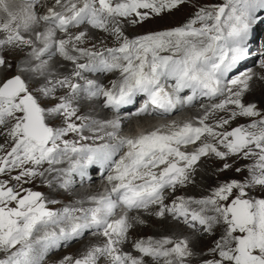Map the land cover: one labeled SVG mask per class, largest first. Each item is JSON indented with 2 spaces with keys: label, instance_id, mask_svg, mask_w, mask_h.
Instances as JSON below:
<instances>
[{
  "label": "snow or ice",
  "instance_id": "obj_1",
  "mask_svg": "<svg viewBox=\"0 0 264 264\" xmlns=\"http://www.w3.org/2000/svg\"><path fill=\"white\" fill-rule=\"evenodd\" d=\"M185 2L0 0V50L26 47L30 49L29 56L40 61L54 48L76 66L74 77L82 79L81 70L120 74L110 89L92 80L82 87L71 77L59 79L56 85L67 88L68 94L52 108L41 105L20 75L0 82V128L4 129L0 135L11 141L10 150L0 144V153H4L0 155V175L19 169L13 179L27 183L43 176L39 169L44 164H60L65 158L70 167L58 171L66 176L73 172L83 176L94 164L110 167L107 194L91 197L93 207L66 209L63 215L47 208L42 193L27 188L16 191L7 182H0V252L10 253L0 259V264H41L49 249L59 247L61 241L78 239L88 230L103 236L104 243L90 247L79 258L65 257L60 264H98L100 257H107L110 264H145L144 257H150L155 264H188L193 252L187 239L139 240L133 245L139 256L122 250L133 219L140 222L129 214L148 211L152 206L158 208L155 215L168 214L189 228L199 225L211 233L215 225H226L224 234L210 250L219 258L205 260L204 264H264V198L255 199L247 191L255 186L264 188V113L255 104L243 102L253 75L245 72L234 78L228 76L249 55L247 45L255 14L264 11V0H225L221 5L199 8L184 27L135 39L124 35L123 22L141 23ZM42 8L46 10L41 12ZM42 24L45 27L40 31ZM82 24L114 35L119 46L96 51L80 47L88 34L72 33L71 29ZM82 57L94 63H79ZM259 63L264 68V58ZM45 64L41 61L33 71H42ZM6 66L8 62L0 55V68ZM55 90V85L39 89L45 97H52ZM186 90L191 94L181 95ZM81 92L89 98L103 96L105 106L117 113L138 96L146 97L143 106L129 113L130 117H168L191 106L199 97L222 99L212 103L194 122L172 121L150 131L133 130L124 135L119 118L106 121L101 127L111 129L106 135L116 143L92 148L78 147L77 141L64 139L69 133L87 139L82 132L88 125L73 121V117L85 119L77 116L74 107ZM218 113L229 115L217 116ZM53 116H63L65 126H50L48 119ZM212 117L216 118L210 123ZM237 117L258 119L221 131ZM189 145H196L195 150H182ZM125 148L127 151L115 159ZM210 155L224 161L233 156L254 158L255 163L248 169L250 179L224 183L206 198L178 197L171 205L166 204V192L186 186L194 165ZM230 167L225 163L221 170ZM69 184L70 180H65L61 186ZM75 211L81 214L75 215ZM37 244L41 247L38 256L33 254Z\"/></svg>",
  "mask_w": 264,
  "mask_h": 264
},
{
  "label": "bare ground",
  "instance_id": "obj_2",
  "mask_svg": "<svg viewBox=\"0 0 264 264\" xmlns=\"http://www.w3.org/2000/svg\"><path fill=\"white\" fill-rule=\"evenodd\" d=\"M218 1L221 3L220 0H218ZM188 2H189V0H186L185 3H188ZM209 3L211 5H216L217 0L215 2L209 1ZM155 21L157 23L159 22V20L158 21L155 20ZM136 26H137V23L133 24V23L128 22V21H125L122 23V25H121L122 30L128 39L135 38V36H132L131 34L128 35V33L131 32V30ZM44 27L45 26L42 24L38 30L42 31L44 29ZM85 28H88V27H84L83 29H85ZM263 28H264V20L262 19L260 21V25L258 27L256 26V29L257 30L259 29V32H261ZM102 32L97 33L95 31H88L87 32L88 35L85 38L84 43L90 42L91 44L95 45V49H93L95 51L96 50H103L101 48L106 46V43L104 41L107 40V35H106V32L104 34ZM262 33H264V32H262ZM133 34H134V32H133ZM58 36L63 37L64 34L58 33ZM0 38H3L2 33H0ZM262 39L264 41V37ZM258 41H259V39H258ZM263 41H262V43H264ZM81 46L82 45H80V47ZM17 50H21V53L17 52ZM3 51L5 52V55H7L8 53L14 54L15 67L17 68V70L22 72V75L24 76L25 82L29 85L30 91H32L33 94L36 95L37 98H39V99H42L41 97H44V96H42L41 92L39 91L40 87L52 88L54 85L56 87L57 86L56 85V81H57L56 78L60 77L62 79L64 77H70V74L72 72L77 71L76 66L71 61L64 59L58 53V51L56 52V56L58 58H61L62 60L61 61H55L54 60L50 65H48V67H44L42 71H33V69L36 67V65L40 64V61H42V57H41L40 61L32 59L29 56V52H30L29 48H26V47L25 48L9 47V48L3 49ZM73 54H76V53H73ZM162 54L167 55L165 53H162ZM56 56L53 58L56 59L57 58ZM255 61H256V59H251L247 62H244L243 64H240L236 69H234L235 71L232 72L231 77L233 78V77H235L241 73H245L250 69L253 70L250 73L253 75V79L251 81H249V90L247 92L250 91L252 98H254V96H256V94L258 92L263 90V92H261V95L263 94V98H264V80H262L259 76V72H264V68L257 67L258 63L257 62L255 63ZM78 62L79 63H93V61H89L87 57L80 58V60ZM244 66H249V67L245 68ZM113 73H115V74H113V76L111 75L109 80H103L104 83H106L108 81V85L110 86V88H111L112 82L117 80L119 78V75H120L118 72H113ZM13 74H14V72L12 71L10 73H7L6 75L11 76ZM81 76L83 77L82 81H74L75 83H79L81 86H84L86 84V82L90 80V78L92 79L94 77H100V76H88L85 73V71H83V70H81ZM51 79L53 80L52 82L50 81ZM254 79L258 80L257 82L260 86L259 87L260 91L255 89ZM109 81H111V82H109ZM55 92H56V90H55ZM62 96H65V95L54 93V97L52 99L53 103L49 105V108L55 107L56 104L59 102L60 97H62ZM40 102H41V105L43 107L47 108L46 107L47 103L44 100L40 101ZM211 103H213V101L208 102V104L205 106L202 105L201 107L197 108L196 110H190V113H192L194 115V117L197 118L204 113V110L206 108L211 106ZM74 107L77 108V116L84 117L85 119L77 120L75 117H73V121L75 123H77L78 125H81V124L88 125L86 130L89 133L88 141H85L84 139H80L77 136V138H76V139H78L77 146L78 147L79 146H86V147H92V148H99L105 144L110 145L109 144L110 138L106 135V133L108 131H111V129L101 127V125L104 122L112 120L109 117L108 112L105 110V107H106L105 106V98L103 96H100L99 100H97L95 98H89L86 93L81 92L76 96V98L74 100ZM227 115H229V113H218L217 114V116H224V117H227ZM215 118L216 117L210 118L209 122L210 123L214 122ZM138 119L143 120V117H139ZM248 119H250V118L246 117V118L242 119V117H237L234 120H235V122H237L239 124H240V122H241V124H243L244 122H247ZM94 122H99V123H94ZM124 122H126V121H123V124H124L123 130L126 127H128V124H130V123H124ZM48 123L52 127H63V126H65V121H64L63 116L50 117L48 119ZM147 124L150 125L151 121H149V123H147ZM148 125H146V126H148ZM146 126L144 125V126L139 127V128H143ZM223 130H228V129L227 128L221 129V131H223ZM3 131H4V129L0 128V132H3ZM68 136H74L75 137V134L69 133L66 137H64V139L69 140V139H67ZM100 137H103V139H101ZM113 141H115V140H113ZM0 144L6 145V148L8 150H10L11 141L6 140V137L3 135H0ZM221 150H223V149H221ZM3 154L4 153H0V155H3ZM120 154H121V151H120ZM73 159H75V157H73ZM205 159H207V158L205 157ZM213 160H214V162L216 161V163L218 165L215 167H209L208 166L206 168L204 180L208 184H211L212 181L214 180V178L216 177V175H217L216 173H217L218 169L221 168V164L229 163V162L230 163H232V162L236 163L235 165L237 166V168L240 169L241 174H239L240 179L238 180V182H240V181L248 182V180L250 179V173H249L248 169L251 165H253L255 163L254 158L244 159L241 157H229L227 161L220 160L216 157H213L212 161ZM239 160H242V161L245 160V162H238ZM212 161H210L211 164L213 163ZM69 167H70V162H69L68 158H65L63 160V162L60 164H56V165L44 164L39 169L41 172L44 173L43 176H37L35 178L29 179V181L27 183L17 182L16 180L13 179V177L15 175L19 174V169L12 171L10 173H6L4 175H0V182H7V185H11L16 191L23 192V189L27 188V189H30L32 191L42 193V195L45 199L46 205H48V204L57 205L56 209L58 210V212L64 213L66 209L69 211H73V210L88 209L90 207H93L94 205L91 203L90 198L91 197H99L100 186L98 185V183H95V181H93L91 183L92 187H90V192L85 190V189L72 188L70 184L67 187H62L61 185L63 184V182L65 180H68L70 178V176H66L64 173H62L58 170L59 169H67ZM230 168H232V164H231ZM50 169H52V170H50ZM229 174H230V172L227 175H229ZM223 176H222V178H223ZM233 179H234V177H233ZM220 180H221V178H220ZM105 182H107V180ZM228 182H231V181H228ZM224 183H226V182H223V184ZM218 186H220V185H218ZM178 187L179 186H177V189H178ZM53 189H56V191L54 192ZM215 189H213V190H215ZM168 192H169V195L173 193L170 190ZM210 192H212V191H210ZM250 192L254 198L256 197L258 199V197H261V198L264 197V188H262L260 186L252 187ZM174 194H175V192H174ZM180 194H181V192H178L177 196H179ZM194 195L188 193L186 196L187 197H193ZM234 195H235V192H234ZM206 197H209V195L207 194L204 198H206ZM70 201H72L73 203ZM12 206H14V205H12ZM192 206L198 207L197 205H192ZM156 211H158L157 206H152L148 211H143V210L140 211L145 217L151 218L150 221L153 224L157 225L159 228V229L153 231V239L159 240V239H162L165 237L187 239L189 242V247L193 252V256L190 257V259H191L190 262L191 261L197 262L198 260H207V258L209 257V255L207 253V250H208L207 246H212L211 244L213 243L214 239L218 240L219 236L221 238L222 235L224 234V231L226 228V225H224L223 223L215 225L212 229V232L211 233L208 232V235L211 237H210V239L208 238L209 241L208 240L206 241V240L202 239L203 236H201V233H199V231L197 230L199 228L198 227L199 225H197L196 229L189 228L187 225L181 226L175 222V219H173L172 216L166 214L164 217H159V216L155 215ZM74 214L80 215L81 213L79 211H75ZM130 218H136V217L131 216ZM139 221H140V219H139ZM133 224L136 225V227L137 226L142 227L144 225L143 222H141V221L137 222L135 219H133ZM187 227L189 228V230L187 229ZM52 230L58 231V229H52ZM195 234H196V236H195ZM40 235H43V233H40ZM130 235H132L131 230H130ZM81 238H82V241L79 242L78 240ZM75 240L77 241L75 243V245L69 247V245H71V243H73V241H72V242L67 243L61 247V249H63V248L65 249L64 251H62L63 254H61V256H60V253L56 254L57 251H52V252L47 251L46 253H44L41 264H60V262L62 260H64L65 257H68V256H71L73 258H75V257L79 258L90 247H92L94 245H102L104 243V237L99 235L98 233H95L94 230L86 231L82 237L75 239ZM75 240H74V242H75ZM66 246L69 248L66 249L65 248ZM17 247H19V246H17ZM122 250L129 252L134 256L140 255L139 253L132 252L135 249L133 246H130V245H128V246L123 245ZM11 251L14 252V251H16V249H12ZM40 253H41V247L39 244H37V245H35V249H34L33 254L38 256V255H40ZM8 255H10V253L0 252V259H5ZM144 260H145V264H155V262L151 258L147 259L144 257ZM98 264H110V261L107 257H100L98 260ZM202 264H204V262Z\"/></svg>",
  "mask_w": 264,
  "mask_h": 264
},
{
  "label": "rangeland",
  "instance_id": "obj_3",
  "mask_svg": "<svg viewBox=\"0 0 264 264\" xmlns=\"http://www.w3.org/2000/svg\"><path fill=\"white\" fill-rule=\"evenodd\" d=\"M209 1H213V2H215L216 0H189V2L188 3H184V4H182V5H180V6H178V7H176V8H174V9H172L171 11H165L164 13H162L161 15H159V16H156V15H151V17L149 18V19H146V20H144L143 22H141V23H137V26L136 27H134L132 30H131V32H129L128 33V35H132V36H144V35H148V34H152V33H157V32H161V31H166V30H172V29H175V28H179V27H184L194 16H195V13H196V11H198L199 10V8H201V7H209V6H213V5H211L210 3H209ZM221 1V3L217 0V3H216V5H221V4H223L224 2H225V0H220ZM182 8V9H181ZM141 11H145V10H141ZM155 20H159V22L157 23ZM258 25H260V22H259V24ZM197 27H199L200 25H196ZM258 27V26H257ZM256 29V28H255ZM260 29V28H259ZM259 29L257 30V33H258V39L259 40H261V41H263V37H264V33H262V32H264V28L262 29V31L261 32H259ZM84 30V29H83ZM72 32H76L75 30H71ZM77 31H79V30H77ZM95 32H102V31H100V30H98V29H96L95 30ZM133 32H134V34H133ZM103 34L105 33V32H102ZM106 35H107V40H105L104 42L106 43V46H104V47H102L101 49H105V48H108V47H118L119 46V41H117V39H116V37L114 36V35H111L110 33H108V32H106ZM124 35H125V33H124ZM264 42V41H263ZM82 46L81 47H83V48H87V49H95V45H93V44H91L90 42H86V43H83V44H81ZM98 45V44H97ZM92 46V47H91ZM95 51V50H94ZM17 52H19V53H21V50H17ZM0 54L1 55H3L4 57H5V59H6V61L8 62V66H6V67H4V68H2L1 70H0V82H3L4 80H6V79H10V78H12L13 76H15V75H20L21 77H22V79H24V76L22 75V72L21 71H19V70H17V68L15 67V57H14V54H12V53H8L7 55H5V52L3 51V50H0ZM165 54H168V53H165ZM264 55V54H263ZM263 55H260V58L259 59H261V57H263ZM57 57V56H56ZM58 58V57H57ZM62 59L60 58V59H57V60H55V61H61ZM42 61H46V64L44 65V67H48V65H50L53 61H49L47 58H44V59H42ZM40 63H41V61H40ZM10 66V67H9ZM8 69V70H7ZM6 70V71H5ZM15 70V71H14ZM14 72V74L13 75H11V76H8V75H6L7 73H10V72ZM7 72V73H6ZM73 73L74 72H72L71 74H70V77L73 79V82L74 81H82V79L81 78H78L77 79V77H74L73 76ZM113 74H115V73H113ZM113 74H111V75H113ZM259 76H260V78L262 79V80H264V72H259ZM111 77V76H110ZM110 77H108V78H105L104 80H109L110 79ZM230 78H232V77H230ZM234 78V77H233ZM53 79V78H52ZM50 80L51 82L53 81V80ZM57 80H59V79H61L60 77H58V78H56ZM258 80H256V79H254V87H255V89L256 90H259V84H258V82H257ZM109 82H111V81H109ZM107 84H108V81L106 82ZM83 87V86H82ZM41 88H44V87H40L39 89H41ZM260 91V90H259ZM261 92H263V90H261L260 92H258L257 94H256V96H254V98H252V95H251V93H250V91L249 92H246L245 94H244V96H243V102L245 103V104H255L256 105V108H257V110L258 111H260V112H262V113H264V98H263V94L261 95ZM43 96V95H42ZM53 97H54V95L52 96V97H41L46 103H47V105H46V107L47 108H49V105L50 104H52L53 103ZM249 98V99H248ZM39 99V98H38ZM42 99H39L40 101H43ZM214 103V102H213ZM212 104V103H211ZM261 106V107H260ZM109 114V113H108ZM113 114H111V116H112ZM224 115V114H223ZM110 116V115H109ZM188 116V115H187ZM228 116V115H227ZM244 118H246V117H242V119H244ZM253 119H258V118H250V119H248V121L247 122H244L243 124H241V122H240V124L239 123H237V122H235V120H232L231 121V123L229 124V125H227L226 126V128L228 129V130H232L233 128H235V127H238V126H242V125H248L249 123H251L252 122V120ZM238 124V125H237ZM146 126V125H148L147 124V122L145 121V118H143V120H137V122H136V125L135 126H137V127H142V126ZM135 126H132V125H128V127L125 129V133L126 134H128V133H130V132H132V130H133V128L135 127ZM232 127V128H231ZM136 128V127H135ZM85 130H86V128H85ZM86 132H87V130H86ZM75 134V137L74 136H68V138L67 139H69V140H72V141H77V143H78V139H76L77 138V136L80 138V135L79 134H77V133H74ZM83 135V134H82ZM84 137H87V139H84L85 141H88V139H89V133L87 132V134L86 135H83ZM122 151V150H121ZM214 157V156H213ZM233 157H236V156H233ZM207 158V157H206ZM242 158V157H241ZM210 161H212V158L211 159H209V158H207L206 159V161H203L202 163H201V165L200 166H198L196 169H194V171H192L191 173H190V181L186 184V186H183V187H181V186H179L178 187V189H176V191H175V194H174V192L172 193V194H170L167 198H166V200H165V203L166 204H169V205H171L172 203H173V201H175L178 197H185V198H193V199H202V198H204L207 194L209 195V196H211L212 194H213V192H214V190L213 189H215V188H217V187H219L218 185H222L223 184V182H228V181H233V180H235V181H238L239 179H240V175L239 174H241V172L240 171H237L236 169H239V168H237V166L235 165L236 163H228V164H232V168H228L227 170H224V171H222V170H220V169H223V165L225 164H221V168H219L218 169V171H217V175H216V177L214 178V180L212 181V183L211 184H208L205 180H204V176H205V173H206V168L209 166V167H215V166H217L218 164L216 163V161L214 162V160L212 161L213 163L211 164L210 163ZM247 161V160H246ZM238 162H245V160H239ZM235 168V169H234ZM230 170V171H229ZM227 173H226V172ZM230 172V174L229 175H227L228 173ZM226 173V174H225ZM224 175V176H223ZM234 175V176H233ZM221 176V177H220ZM222 176H223V178H222ZM230 177V178H229ZM233 177H234V179H233ZM236 177V178H235ZM202 178V179H201ZM220 178H221V180H220ZM226 178V179H225ZM217 179V180H216ZM202 180V181H201ZM224 180V181H223ZM203 182V183H202ZM240 182H242V181H240ZM207 183V184H206ZM221 183V184H220ZM209 185V186H208ZM205 186V187H204ZM8 187H12L11 185H8ZM92 187V186H91ZM181 187V188H180ZM13 188V187H12ZM186 188V189H185ZM252 189V188H251ZM251 189H248L247 191L249 192V196H251V197H253L252 195H251V192H250V190ZM53 191L55 192L56 191V189H53ZM210 191H212V192H210ZM178 192H181V194L179 195V196H177V193ZM191 192V193H190ZM210 192V193H209ZM192 194V195H194L193 197H187L186 195L187 194ZM236 194V193H235ZM198 195V196H197ZM262 195V194H261ZM260 195V196H261ZM254 198V197H253ZM261 199V197H258V199ZM262 198H264V197H262ZM231 199V198H230ZM255 199H257L256 197H255ZM72 200V199H71ZM70 202H72V201H70ZM73 203V202H72ZM52 204H48V205H46L47 206V208L50 210V211H52V210H54L55 209V207L54 206H51ZM55 205V204H54ZM51 206V207H50ZM193 207V206H192ZM193 208H197V207H193ZM157 210H158V208H157ZM61 213V212H60ZM140 216H142V217H140L139 218V216H135V215H131V216H135V217H138L139 219H140V221L141 222H143L144 223V225L142 226V227H136V225H134L133 224V228H131V232H132V235H131V241L130 242H128V240H127V242L124 244L125 246H128V245H130V246H133L134 245V243L135 242H137V241H139V240H147V239H149V238H152L153 239V231H155V230H157V229H159L158 228V226L157 225H155V224H153L150 220H151V218H149V217H145L140 211L139 212H137ZM130 216V217H131ZM175 222L176 223H178V225H181V226H183V225H185L184 223H182V222H180V221H177V220H175ZM155 227H154V226ZM149 227V228H148ZM199 227V226H198ZM186 228V227H185ZM142 229V230H141ZM187 229L189 230V228L187 227ZM198 231H199V233H201V236H203V240H208L209 241V239H210V237L211 236H209L208 235V232H203V230H202V227H199L198 229H197ZM196 230V231H197ZM148 231V232H147ZM195 231V232H196ZM205 234V235H204ZM134 236V237H133ZM143 236V237H142ZM195 236H196V234H195ZM170 238H173V237H170ZM209 238V239H208ZM173 239H180V238H173ZM220 239V236H219V238H218V240ZM217 239H214V241H213V243L211 244L212 246H207L208 248V250H207V253H208V255H209V257L207 258V260H210V259H218L219 257L218 256H214L211 252H210V250L212 249V248H214L215 247V244H216V242L218 241ZM79 242H81L82 241V238L81 239H79L78 240ZM73 242H74V240H73ZM77 241L75 240V243H76ZM75 243H71V245H69V247H71V246H73V245H75ZM69 247H65L66 249H68ZM65 249L63 248L61 251H57L56 252V254H58V253H60V256H61V254H63L62 253V251H64ZM132 252H134V253H137L135 250L134 251H132ZM75 258H78V257H75ZM145 258H147V259H150V257H145ZM190 257L188 258V264L190 263V264H202L205 260H198L197 262H193V261H191L190 262ZM193 262V263H192Z\"/></svg>",
  "mask_w": 264,
  "mask_h": 264
}]
</instances>
